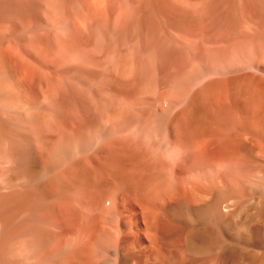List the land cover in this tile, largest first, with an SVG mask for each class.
Returning a JSON list of instances; mask_svg holds the SVG:
<instances>
[{
	"label": "bare ground",
	"instance_id": "bare-ground-1",
	"mask_svg": "<svg viewBox=\"0 0 264 264\" xmlns=\"http://www.w3.org/2000/svg\"><path fill=\"white\" fill-rule=\"evenodd\" d=\"M246 1L236 34L225 15L189 44L188 0H0V264H264V0ZM218 42L227 59L203 56Z\"/></svg>",
	"mask_w": 264,
	"mask_h": 264
},
{
	"label": "rangeland",
	"instance_id": "rangeland-1",
	"mask_svg": "<svg viewBox=\"0 0 264 264\" xmlns=\"http://www.w3.org/2000/svg\"><path fill=\"white\" fill-rule=\"evenodd\" d=\"M119 1V0H118ZM121 1V3H122V1H124V0H120ZM199 1H201L200 2V7H199V4L197 3L198 2V0H188V4L189 3H191V2H195V3H192L193 4V6L192 7H194L195 6V4H196V6L195 7H197V11L198 12H195L196 11V9H192V7H191V5L192 4H189L188 5V7H189V9L187 8V13H186V27H187V30H189L188 32H187V34H189V35H191V36H189V35H187V37H188V39H189V44H191L193 41H195L197 38H199V37H202L203 35H206V34H208V33H212V32H214L215 30H216V28H217V26H216V24H218L219 23V21L220 20H222V19H224L223 17H225V15H226V17L225 18H227V17H230V18H227V20H232V21H237L236 22V27L234 26L235 25V23H233L234 25V27L231 25V27H230V30H229V28L227 29V31L230 33L231 32V34H236L237 32H238V28H240V24H241V20L239 21V19H241V11L240 10H242V9H239V8H237V7H239V6H243V4H246L247 3V1L246 0H244L243 2L241 1V0H199ZM220 1H221V3H220ZM246 1V2H245ZM120 3V2H119ZM120 3V4H121ZM240 3H242V5H240ZM125 4H126V1H125ZM197 4H198V6H197ZM218 4V5H217ZM123 5V4H122ZM213 5V6H212ZM216 5V6H215ZM215 6V7H214ZM121 7V6H120ZM199 7V8H198ZM225 7V8H224ZM240 7V8H241ZM170 9L172 10V12L174 11V9L173 8H171L170 7ZM200 9H201V14H200ZM212 9V10H211ZM233 9V10H232ZM192 10H194V13H192L193 11ZM202 10H203V12H202ZM205 10V11H204ZM210 10V11H209ZM228 10V11H227ZM224 11V12H223ZM209 12V13H208ZM211 12V13H210ZM191 13V14H190ZM203 13H205V14H203ZM228 13V14H227ZM195 14V15H194ZM198 14V15H197ZM211 15L212 14V20L210 19V16L208 17V19H207V17H206V15ZM154 15V16H153ZM153 17H155V16H157V14L156 13H154V10H153ZM199 15H201L200 17H199V19H198V16ZM189 16V17H188ZM192 18H191V17ZM213 16H215V19L217 20H214V17ZM152 17V18H153ZM202 17H203V19H202ZM217 17V18H216ZM191 18V19H190ZM205 18H206V23L208 24H204L205 23ZM234 18V19H233ZM209 19H210V21H213V24H211V22H208L209 21ZM112 20V19H111ZM152 20H154V21H152V23L154 22V29L157 31L158 29H159V31H161V23H160V21L158 22V20H159V18H158V20H157V18H156V24H159V25H157V26H155V19L153 18ZM189 20H191V21H193V22H188ZM201 21L203 22V24L201 23ZM197 22H198V30H195V28H197ZM239 22V23H238ZM189 23V24H188ZM194 23V24H193ZM196 23V24H195ZM200 23H201V25H203V27L200 25ZM210 23V24H209ZM214 23H216V24H214ZM188 24V25H187ZM191 24V25H190ZM237 24H239L238 26H237ZM193 25V26H192ZM195 25V26H194ZM201 26V28H200V30H199V27ZM214 25H215V27H214ZM220 25V24H219ZM158 26H159V28H158ZM189 26V27H188ZM192 26V27H191ZM206 27V28H205ZM209 27V28H208ZM211 27H214V28H211ZM109 28V27H108ZM114 27H111L110 26V30L111 31H109V30H107V31H109L108 32V38L109 39H111V41H115V42H117V43H120L121 41V43H124L125 44V41H128V39L129 40H131L129 43L128 42H126V44L125 45H127V44H129V45H131V46H128L127 45V50H128V48L129 47H131V48H129L130 50H128V51H131V52H134L135 50H136V45H135V47L133 46L134 44H136L135 43V41L132 39V38H127V36L125 35V34H123L122 32H120V30H118V29H116V30H114L113 29ZM156 28H158V29H156ZM202 28H205V30H204V32L202 31ZM210 28L212 29L211 31H209L210 30ZM235 28V29H234ZM236 28H237V30H236ZM233 29V30H232ZM116 32H114V31ZM191 31H193V32H191ZM195 31V32H194ZM201 32V34H202V32H203V34L202 35H199L200 33H196V32ZM236 33H235V32ZM111 32V33H110ZM112 32H114L115 34H113ZM120 32V33H119ZM191 32V33H190ZM177 31L176 30H172L171 31V34H172V37H173V34L176 36L177 34ZM197 34L198 35V37H196L195 36V34ZM229 33H227V35H229ZM110 34H113V35H111L112 36V38H110L109 36H110ZM119 36H118V35ZM193 34V35H192ZM126 37V38H124V36ZM116 36V37H115ZM123 36V37H122ZM173 37V38H176V37ZM195 36V37H194ZM114 37V38H113ZM121 37V38H120ZM195 38V39H192V38ZM229 37V36H228ZM118 40H117V39ZM121 39V40H120ZM123 39V40H122ZM127 39V40H126ZM191 39V40H190ZM124 41V42H123ZM253 41V40H252ZM131 42H133V44L131 43ZM227 42L229 43V41L227 40ZM131 43V44H130ZM219 44H217L216 43V45L215 46H212V44H209L208 45V48L209 47H213V51L211 50V48H210V50H208V48H206L202 53H204L203 54V56H208V57H212L213 55H216V56H213V58H218V59H222L223 60V58L224 59H227L229 56H230V52L225 48V47H223L224 46V44H226V42H223V43H220V42H218ZM227 43V44H228ZM220 44H221V46H220ZM222 44H223V46H222ZM218 45V46H217ZM217 47L219 48V49H217ZM222 48V49H221ZM223 48H224V51H223ZM132 49H134V50H132ZM174 49V50H173ZM221 50V51H220ZM224 53H223V52ZM206 52V53H205ZM213 52V53H212ZM219 54H218V53ZM215 53V54H214ZM217 53V54H216ZM223 53V55H220V54H222ZM227 53H229V54H227ZM168 55H169V57H171V58H173L175 55L177 56L176 58L174 57V59H178L179 57H180V53H179V51H178V49L176 48V46H175V43H174V45H173V48L168 52ZM222 56V57H221ZM224 56V57H223ZM226 56V57H225ZM123 61L124 62H122V60L120 61V63H119V65H120V67L121 68H126L127 67V62L125 61V59H123ZM121 64H122V66H121ZM126 64V65H125ZM126 66V67H125ZM131 77H132V79H131ZM130 77V75L128 76H125L124 77V79H125V82H126V86H125V90H124V97H125V102L126 103H135V104H137L138 102H139V99H140V96H142V95H145V94H147L148 93V90H147V88H146V91H147V93L146 92H144V94H142L141 93V95H140V92H139V90H137L136 88H135V86H134V84H133V86H131L132 85V81L131 80H133V76H131ZM129 78V79H128ZM129 80V81H128ZM148 81V83H149V79H147ZM130 82V83H129ZM146 82V83H147ZM147 83V84H148ZM152 83V82H151ZM130 85V86H129ZM146 85V84H145ZM148 85H151V84H148ZM128 86H129V88H128ZM149 88H151V86H149L148 87V89ZM135 89V90H134ZM150 90V89H149ZM130 92V93H129ZM127 93V94H126ZM136 93V94H135ZM137 93H138V95H137Z\"/></svg>",
	"mask_w": 264,
	"mask_h": 264
}]
</instances>
